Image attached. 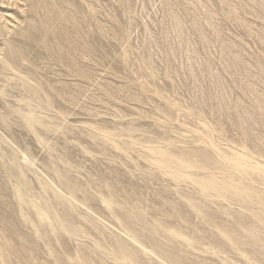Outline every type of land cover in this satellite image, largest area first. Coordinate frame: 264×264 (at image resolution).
<instances>
[{
	"label": "rangeland",
	"instance_id": "374dc122",
	"mask_svg": "<svg viewBox=\"0 0 264 264\" xmlns=\"http://www.w3.org/2000/svg\"><path fill=\"white\" fill-rule=\"evenodd\" d=\"M257 196L264 0H0V264H264Z\"/></svg>",
	"mask_w": 264,
	"mask_h": 264
},
{
	"label": "bare ground",
	"instance_id": "6f19581e",
	"mask_svg": "<svg viewBox=\"0 0 264 264\" xmlns=\"http://www.w3.org/2000/svg\"><path fill=\"white\" fill-rule=\"evenodd\" d=\"M22 79V78H21ZM210 149V150H209ZM209 149H203L202 151H200V153H201V158H202V160H201V162L203 161L204 163V165H210L211 164V162L210 163H208L209 162V160H210V151H214V148L213 147H210ZM14 153V152H13ZM185 153V152H184ZM225 155V154H224ZM223 155V156H224ZM186 156V155H185ZM232 160V159H231ZM188 161H190V160H188ZM212 161V160H211ZM230 161V160H229ZM207 162V163H206ZM220 162H221V160H220ZM225 162V161H224ZM213 163V162H212ZM219 164V165H218ZM220 164L221 163H219L218 161L217 162H215V164H214V166H220ZM228 164V163H227ZM202 166V168H206V166ZM238 165V164H237ZM224 165H222V168H225L226 166H224ZM231 166V165H230ZM232 167V166H231ZM238 167H240V166H238ZM209 168V167H208ZM241 168H242V166H241ZM244 168V167H243ZM210 169H211V167H210ZM214 169H215V167H214ZM238 169H240V168H238ZM220 170V169H219ZM21 175V174H20ZM211 180V179H210ZM209 182V181H208ZM211 182V181H210ZM224 182V181H223ZM225 183V182H224ZM65 184V183H64ZM223 186V185H222ZM43 188V187H42ZM45 189V188H44ZM214 190H215V194L213 195L215 198H227V197H229L230 199H232V200H234V201H237V202H242V201H244V202H246V203H248V201L246 200V199H243L244 197L243 196H241L240 194H236V192L235 193H230L227 189H225V187H222V188H220V187H218V185L217 186H214ZM70 191V190H69ZM202 192V191H201ZM246 193H247V195H250L251 193H252V191H246ZM14 194V193H13ZM23 194V193H22ZM58 195V194H57ZM55 196V199H56V201H62V197H60V196ZM198 195H200V194H198ZM202 195V194H201ZM254 195V194H253ZM60 197V198H59ZM211 197H212V194H211ZM245 197H247V196H245ZM48 199V198H47ZM248 199V198H247ZM256 199V198H255ZM257 199L258 200H262V202L261 203H263V206H264V196H257ZM188 201H190L191 202V205L190 206H192V210H193V212H196V213H200L201 214V211H202V213L204 212L205 213V210L203 209L202 210V206H198V204H195L196 202H194V200H188ZM193 201V202H192ZM253 201V200H252ZM17 202H18V204H19V206H21V207H23L24 208V206H25V208H26V204H25V200H24V198L21 196V195H17ZM42 202V201H41ZM44 202V201H43ZM75 202V201H74ZM120 202V201H119ZM46 203V202H45ZM56 203H58V202H56ZM61 203V202H60ZM62 203H63V201H62ZM47 204V203H46ZM59 204V203H58ZM29 206V205H28ZM49 206V205H48ZM48 206H46V208L48 207ZM262 206V207H263ZM189 207V206H188ZM46 208H45V210H46ZM36 209V208H35ZM42 210V209H41ZM44 210V209H43ZM62 210H63V215H66V214H68L70 211H71V207H68V208H65V205H64V209L62 208ZM48 211V210H47ZM47 211L46 212H41L40 210H35L34 211V213H35V216L36 217H38V218H40L42 221H47V220H49V217L46 215V214H44V213H47ZM255 212L252 214V212H251V215H253V223H263V225H264V208H260L259 210H254ZM203 213V214H204ZM50 215V214H49ZM61 215V214H60ZM135 215H137V214H135ZM206 215V214H205ZM52 216H54V215H52ZM204 216V215H203ZM202 216V217H203ZM62 217V216H61ZM61 217H54V218H51V220L50 221H48L47 223H48V228H50L51 229V231H53V233H56L57 231H60V232H62V233H64L65 235H67L68 237H71L72 235H74V234H77L78 232L73 228V227H71V226H69V225H67V224H65L64 223V221H63V219L61 218ZM139 217V216H138ZM65 218V217H64ZM137 218V217H136ZM204 218L206 219V217L204 216ZM251 218V219H252ZM35 221V220H34ZM207 223H209L208 222V220L206 219L205 220ZM42 223H44V222H42ZM16 224V223H15ZM14 225V224H13ZM42 225V224H41ZM15 226V225H14ZM43 226H45V225H43ZM146 226V225H145ZM5 227V226H4ZM27 228V227H26ZM44 228V227H43ZM47 228V227H46ZM14 229V228H13ZM19 230V229H18ZM42 231V230H41ZM12 233V232H11ZM18 234V233H17ZM24 234V233H23ZM23 234H21V236L23 235ZM227 238H229L230 237V240L232 241V242H237V243H240L241 241H243V238H240V236H238V235H234V234H230V232H227V231H225L224 233H223ZM78 235V234H77ZM19 236V235H18ZM132 236V235H131ZM166 236V235H165ZM163 237V236H162ZM169 237V236H168ZM23 239V238H22ZM165 239V238H164ZM163 239V240H164ZM167 239V238H166ZM173 239V238H172ZM175 239V238H174ZM247 239H248V242H251L252 243V245H254V246H256V245H258V243L259 242H261V240L258 238V239H255V236H253V235H249V234H247ZM174 241V240H173ZM187 241V240H186ZM20 242V241H19ZM168 242H170V241H168ZM180 242V241H179ZM189 242V241H188ZM188 242L186 243V244H188ZM27 243V242H26ZM172 243V242H171ZM242 244H244L245 243V240L243 241V242H241ZM7 244V243H6ZM138 244V243H137ZM173 244H175V243H173ZM190 244V243H189ZM188 244V245H189ZM8 245V244H7ZM156 246H155V248L160 252V254H161V256H163V257H166L165 259L167 260V258H169L172 262H173V258H172V256L170 257L169 255H168V253H167V250L164 248L165 247V245L163 244H155ZM168 245V244H167ZM191 245V244H190ZM36 246V245H35ZM176 246V245H175ZM170 247V246H169ZM172 252V251H171ZM170 253V252H169ZM113 255L115 256V260L117 261V263L118 264H124L123 263V261L126 259V257L129 255V251L128 250H126L125 249V247H124V245L123 244H117L115 247H114V249H113ZM168 255V256H167ZM174 256V255H173ZM168 259V260H169ZM133 260V259H132ZM175 263H177V262H179V260H178V258L177 257H175ZM131 264V263H130ZM132 264H137V262L136 261H132Z\"/></svg>",
	"mask_w": 264,
	"mask_h": 264
}]
</instances>
